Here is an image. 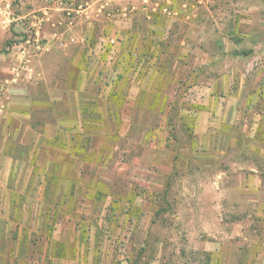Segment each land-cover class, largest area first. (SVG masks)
<instances>
[{"label": "crops", "instance_id": "obj_1", "mask_svg": "<svg viewBox=\"0 0 264 264\" xmlns=\"http://www.w3.org/2000/svg\"><path fill=\"white\" fill-rule=\"evenodd\" d=\"M38 1L40 24L53 23L54 30L41 26V45L27 56L15 46L0 50V264H165L166 255L151 244L157 208L146 205L163 192L158 177L172 176L187 133L182 122L189 110L179 105L177 79L187 92L200 88L193 132L186 137L195 144L194 156L221 154L229 142L222 137L223 120L241 105L249 106L250 140L264 135V36L249 40L248 53L236 56L220 48L225 37L213 39L219 29L212 34L193 23L190 7L207 1L187 0L180 5L184 16L169 21L176 31L165 53L144 66L115 62L105 48L113 38H122V46L147 39L151 52L157 50L163 32L152 14L157 0L151 9L146 0H132L134 11L124 8L129 0ZM263 5L252 2L249 16L238 20L230 13L233 34L250 39L258 20L264 22ZM241 22L249 27L242 29ZM95 54L101 56L96 62ZM92 66L111 77L97 93L93 78L85 76ZM66 67L80 71L72 84L58 72ZM111 84H117V96L109 93ZM210 87L213 94L201 99ZM170 105L177 106V127L157 124L172 115ZM257 148L264 162V144ZM256 173L250 164L252 186ZM260 191L258 200H264V185ZM249 264H264V239Z\"/></svg>", "mask_w": 264, "mask_h": 264}, {"label": "rangeland", "instance_id": "obj_2", "mask_svg": "<svg viewBox=\"0 0 264 264\" xmlns=\"http://www.w3.org/2000/svg\"><path fill=\"white\" fill-rule=\"evenodd\" d=\"M154 1L146 0L143 3L147 4V9H151L154 7ZM157 1L159 4L152 14H155V18L163 27L161 36L156 39L157 50L151 52L147 39H140L139 44L136 39H131L126 46H122V38H113L105 47L109 52L110 61L115 59V62L121 60L142 62L144 66L153 62V56H159V53L167 51L166 43L168 44L172 31H176L175 26L172 28L169 25V21L171 18L176 20V17L179 19L184 16V12L180 11L182 8L180 5L187 0ZM205 1H207L206 7L191 6L189 12L195 17L193 23L202 24L204 31L213 34L219 29L222 32V34L217 32L213 35V39L219 35L226 38L220 48L226 46L230 52L240 51V54L236 53V56L244 57L241 52L248 53L251 49L250 41L254 40V37L264 36V22L262 23L261 20H258V27L250 39L233 34L236 30V20L241 15L249 16V7L252 2H264V0ZM131 2L132 0H129L125 4L124 8L127 11L135 10L136 6ZM38 3V0H0V25L2 23L7 25V34L0 31V50H6L15 43H19L35 29H41V26L49 31L54 30L53 23L46 25L40 22L32 23L39 17L37 13H42ZM134 3L137 2L134 1ZM121 7L118 6L115 11L120 10ZM260 9L263 11L261 10L259 17L264 19V5ZM169 10L173 11L170 15L167 13ZM230 13L236 16V20H233L234 16H229ZM181 23L174 22L177 27ZM241 23L242 29L249 27V22ZM100 57L96 55L94 61L100 60ZM107 71L104 70L103 75H100V71L96 74L93 66L86 71L85 76H90V79L94 80V92H100L110 84L111 77L106 78ZM58 72L71 84L80 75V71L70 67ZM118 78L116 73L113 79L118 80ZM114 81L110 82L114 83ZM116 85L111 84L109 90V93L114 90L113 96H117ZM175 90L180 97L179 105L189 110L188 113L185 112L184 122L181 121L187 133L183 135V145H178L175 152L178 163L173 168L172 176L168 175L166 178L170 183H165L166 179L164 181L163 176L158 177L163 192L156 195V202H147L146 205L152 211L157 208L153 216L155 223L151 235L152 248L158 254L166 255L165 264H249V254H257L260 243L264 239V200L262 198L258 200L262 193L260 188L264 185V162L257 148L264 144V135L260 134L250 140L249 106L241 105L239 109L236 108L233 117L223 120L222 137L225 139L224 143L229 142L226 143L227 147L222 145L225 149L221 154L214 156L211 155V151L194 156L192 149L195 144L186 137L193 132L195 107L200 105L197 102L200 88H192L187 92L183 88L182 79L178 78ZM203 90L200 94L201 99L214 92L211 87L209 92L206 89ZM147 97L149 98V95ZM182 97L186 100L182 101ZM175 101V104L178 103L177 99ZM148 104L149 102H146V105ZM221 104L224 105L223 102ZM165 105L166 102L163 106ZM112 106L111 104L110 109H113ZM157 106L160 108L161 103L158 102ZM171 109L174 110L172 115L167 120L165 117L158 118L157 124L167 125L168 123L176 127L180 125L177 122V106L172 105L169 110ZM183 148H186V151H183ZM250 164L258 169L256 174L259 175V181L255 186H252L251 177L249 178ZM119 168L121 171V167ZM147 250L149 251V248ZM214 252L218 254L216 260L212 257Z\"/></svg>", "mask_w": 264, "mask_h": 264}, {"label": "built area", "instance_id": "obj_3", "mask_svg": "<svg viewBox=\"0 0 264 264\" xmlns=\"http://www.w3.org/2000/svg\"><path fill=\"white\" fill-rule=\"evenodd\" d=\"M39 19L40 18L37 17L36 21H34L35 23L33 24L39 22ZM40 45L41 39L39 36V32L38 29H35L34 31L29 33L25 39L19 41V43H15L13 46L19 48L18 50L23 56H27L31 51L30 48H38Z\"/></svg>", "mask_w": 264, "mask_h": 264}]
</instances>
